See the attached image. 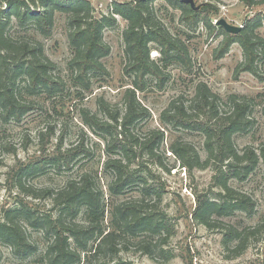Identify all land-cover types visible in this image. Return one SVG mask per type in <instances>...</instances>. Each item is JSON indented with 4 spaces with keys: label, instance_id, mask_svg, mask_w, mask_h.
<instances>
[{
    "label": "trees",
    "instance_id": "trees-1",
    "mask_svg": "<svg viewBox=\"0 0 264 264\" xmlns=\"http://www.w3.org/2000/svg\"><path fill=\"white\" fill-rule=\"evenodd\" d=\"M240 1L247 7L264 5V0ZM153 2L142 0L135 5L114 4L111 14L94 18L89 0H0V111L3 122H20L33 109V102L29 99L39 93L52 100L62 99L66 94L65 82L53 74L55 64L44 54L42 44L7 33L12 20L19 26L32 23L38 32L48 36L54 26L55 14H64L71 50L69 70L76 86L88 91L92 86L91 76L106 72L101 60L110 50L104 43L103 32L115 26L113 15H119L128 24L122 34L128 59L124 73L134 74L135 78L133 87L124 94L122 108L100 99L101 117L86 109L78 111L82 122L106 145L109 157L104 168L112 176L109 193L120 197L131 190H139V196L108 204L109 224L106 227L107 204L93 172L69 178L56 190L26 189L21 181L22 178L37 176L46 168H69L77 151L74 154L73 149L66 150L64 154L57 151L58 154L45 155L37 162L22 164L16 170L15 187L23 192V196L49 200L52 214L42 215L34 203L18 200L14 207L1 213L0 242L8 245L16 255L26 258L36 254L37 247L28 241L25 226L41 232L45 239L44 250L30 264H130L120 258V254L132 247L151 259L157 254L165 260L173 256L166 251V246L174 226L159 208L160 194L148 185V173L143 171V163L140 162L143 157L152 159L156 156L164 133L152 130L142 136V131H137L149 117V112L138 101L136 93L144 91L147 76L159 82L158 87L161 88L167 79L161 70L170 61H177L189 69L191 60L187 46L173 38L155 20L151 7ZM169 2L181 10L182 20L189 27L196 28L200 23L210 26L207 16H203L208 6L201 5L198 11H194L179 0ZM261 22V17L256 16L244 24L237 35L222 28L219 30L228 40L219 56L226 54L232 43H237L242 49L244 60L237 66V73L248 72L259 77L255 62L263 41L256 30ZM151 44L158 46L159 62L150 58ZM20 83L24 84L22 88ZM224 104H227L226 109L220 96L205 83H198L191 98L185 101L178 97L170 101L161 115L162 122L173 127L203 133L204 160L186 142L176 141L169 150L184 169L214 167L213 181L220 189L217 198L198 200L192 213L194 220L207 228L214 224L215 219L234 212L249 215L254 212L252 199L232 188L229 181H244L264 157V148L259 154L252 148L239 152L233 143L234 135L244 134L252 126L250 102L244 97L230 95ZM49 131L52 134L53 130ZM80 153L89 154L83 147ZM255 232L256 229L240 231L230 228L225 232L223 243L236 241L235 249L239 254L245 247L242 237Z\"/></svg>",
    "mask_w": 264,
    "mask_h": 264
},
{
    "label": "rangeland",
    "instance_id": "rangeland-1",
    "mask_svg": "<svg viewBox=\"0 0 264 264\" xmlns=\"http://www.w3.org/2000/svg\"><path fill=\"white\" fill-rule=\"evenodd\" d=\"M142 0H89L92 16L100 18L111 14L114 4L135 5ZM196 5H204L203 16H207L210 26L199 24L189 27L182 20L183 13L169 0H154L152 11L155 20L176 39L181 40L187 48L191 67L185 68L177 61H170L162 67L167 76L165 84L160 88L153 77H145V89L137 92L138 101L147 108L149 117L140 126L142 136L148 131L160 130L164 140L160 144L156 156L152 159L143 157L141 168L146 171L147 183L160 194L159 208L167 214L174 226L173 235L168 241L166 251L172 258L165 260L157 256L153 259L141 254L135 248L122 252L120 258L130 264H264V157L244 181L231 179L229 185L235 190L245 193L254 202V212L246 214L234 212L229 216L214 220L207 228L198 224L192 217L198 200L216 199L220 191L215 186L214 167L204 170H187L179 160L171 154L169 147L176 141L190 144L202 160L206 157L204 136L199 130L173 127L162 122V112L170 101L183 97L191 98L198 83H205L212 92L223 100L227 108V98L238 95L247 99L250 104V119L253 123L248 132L233 136L237 151L252 148L256 153L264 148V5L247 7L240 0H194ZM6 10L3 7V10ZM260 16L261 26L256 33L263 41L259 46V56L255 62L259 77L248 72L237 73V66L244 60L242 49L232 43L226 54L219 53L227 44V38L220 33L215 22L225 19L229 24L244 26L249 20ZM116 24L103 32L104 43L109 47V54L101 60L106 72L104 75L93 74L90 90L84 91L76 86L69 70L71 50L68 39L66 16L56 13L54 26L50 34L43 35L32 23L19 26L12 20L7 33L12 37H21L39 41L44 54L55 64L53 74L65 82L66 91L62 99L52 100L46 94L39 93L31 97L33 109L20 122L5 123L0 111V217L4 209L12 208L20 199L32 202L38 213L52 214L51 203L47 199L34 200L23 196L15 187L16 170L22 164L34 163L45 155L64 154L73 149L76 153L70 161L69 168H46L37 176L22 178L26 189H53L61 187L69 178H75L83 172H93V178L103 193L107 204L104 224H109L108 204L119 202L129 197L137 198L139 190H131L126 195L113 197L109 193L112 176L105 170L104 164L109 154L105 143L93 134L80 117L79 109H86L101 117L98 108L100 99L111 106L123 107L126 90L133 87L134 74H125L124 67L128 59L122 34L127 28V21L119 15H113ZM150 58L158 61L160 53L156 44H151ZM23 83L19 86L22 88ZM24 97H27L26 95ZM26 99V98H24ZM53 130L52 134L49 130ZM81 147L89 152L80 153ZM58 148L60 150H58ZM157 195V194H156ZM230 228L240 231L256 229L253 234L242 238L245 247L236 253V241L223 243L225 232ZM27 239L37 247L36 254L23 258L16 255L6 244L0 242V264H30L36 261L45 247V239L41 232L25 226ZM38 255V256H37Z\"/></svg>",
    "mask_w": 264,
    "mask_h": 264
},
{
    "label": "water",
    "instance_id": "water-1",
    "mask_svg": "<svg viewBox=\"0 0 264 264\" xmlns=\"http://www.w3.org/2000/svg\"><path fill=\"white\" fill-rule=\"evenodd\" d=\"M179 2L184 5H189L190 8L194 11H198L201 7V5H196L194 0H179ZM215 24L218 27H221L227 33L232 35H237L243 27V26L231 25L225 19H219L215 22Z\"/></svg>",
    "mask_w": 264,
    "mask_h": 264
}]
</instances>
